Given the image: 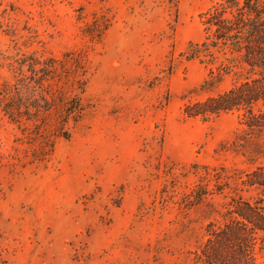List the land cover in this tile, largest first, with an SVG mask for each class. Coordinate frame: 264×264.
Masks as SVG:
<instances>
[{
	"label": "rangeland",
	"instance_id": "1",
	"mask_svg": "<svg viewBox=\"0 0 264 264\" xmlns=\"http://www.w3.org/2000/svg\"><path fill=\"white\" fill-rule=\"evenodd\" d=\"M217 1L0 0V264H188L256 165L184 112L232 85L182 56Z\"/></svg>",
	"mask_w": 264,
	"mask_h": 264
},
{
	"label": "trees",
	"instance_id": "2",
	"mask_svg": "<svg viewBox=\"0 0 264 264\" xmlns=\"http://www.w3.org/2000/svg\"><path fill=\"white\" fill-rule=\"evenodd\" d=\"M200 17L204 40L191 44L182 56L208 67L202 88L212 91L227 79L232 85L187 105L184 112L203 120L241 112L240 128L228 150L256 165L246 172L230 174L225 168L217 174V191L228 188L232 193L220 219L207 225L205 240L188 264H258L264 252V0H219ZM76 105L70 110L74 114L80 111L78 99ZM243 189L261 193L247 199L240 193ZM208 192L203 187L194 202L203 201Z\"/></svg>",
	"mask_w": 264,
	"mask_h": 264
}]
</instances>
